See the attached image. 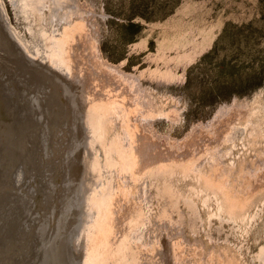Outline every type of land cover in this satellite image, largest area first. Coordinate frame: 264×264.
Listing matches in <instances>:
<instances>
[{
	"label": "rangeland",
	"instance_id": "rangeland-1",
	"mask_svg": "<svg viewBox=\"0 0 264 264\" xmlns=\"http://www.w3.org/2000/svg\"><path fill=\"white\" fill-rule=\"evenodd\" d=\"M22 1L30 0H0L2 48L14 46L15 54L27 57L37 70L33 78L44 82L57 72L49 61L58 42L59 49L66 48L60 52L63 65L69 62L82 97L99 113L92 116L94 127L89 126L93 140L86 165L91 174L74 184L81 209L63 211L60 201L59 211L52 204L51 196L59 192L60 167L55 176L49 174L51 153H36L32 146L31 157L47 170L40 164L28 170L31 161L24 150L29 157L24 158L25 167L11 166L16 183L6 178L11 168L0 174V223L8 224L4 239L22 226L16 214L5 213L4 199L30 194L38 199L32 203L38 210L35 205L29 210L42 214L50 235L58 236L59 225L58 237L71 248L64 244L69 259L80 264H264V75L258 76L261 86L243 94L211 101L209 91L214 79L226 77L220 61L245 71L264 59V0H56L58 6L43 0L28 16L21 14ZM128 23L139 27L138 32L126 29ZM226 25L240 28L227 29L236 42L246 38L239 54L229 50L233 46L227 39L213 50ZM67 76L63 80L73 83ZM204 94L207 101H201ZM52 97L62 111V98L55 93ZM54 127L57 135L50 141L62 143L55 144L62 153L63 128ZM44 138L42 144L50 142ZM87 180L99 184L86 185L85 192ZM31 213L25 212V226L15 243L10 240L12 246L0 250L10 252L0 254V264L37 261L36 256L32 260ZM52 222L57 223L53 229ZM73 229L77 245L70 242ZM47 238L43 244H52ZM76 252L79 256L72 255Z\"/></svg>",
	"mask_w": 264,
	"mask_h": 264
},
{
	"label": "bare ground",
	"instance_id": "bare-ground-1",
	"mask_svg": "<svg viewBox=\"0 0 264 264\" xmlns=\"http://www.w3.org/2000/svg\"><path fill=\"white\" fill-rule=\"evenodd\" d=\"M43 0H30L28 1V3L24 4V2H20V7H21V14H23L24 16H28V13L30 11V9H33L34 11L37 10V7L42 3ZM65 1V0H64ZM71 1V0H70ZM69 1V2H70ZM53 4L57 5L56 0H52ZM68 2V1H67ZM68 2V3H69ZM73 2V1H71ZM70 2V4H71ZM70 4L68 5L70 7ZM48 6V5H47ZM58 6V5H57ZM56 6V7H57ZM59 8V7H58ZM57 8V9H58ZM61 9V8H60ZM54 13V12H53ZM56 13V11H55ZM4 17V16H3ZM5 22V21H4ZM7 25V24H6ZM1 29V28H0ZM2 31V30H1ZM3 33V32H2ZM2 36L4 38H2ZM5 39V36L4 35H1L0 34V79L2 81V86H5L6 89L10 90L9 91V96L10 94H13V96L15 97L17 95V97L19 98V100L24 103L26 106H27V112L29 113V115H27V122L25 123L26 124V127H24L25 124L23 125H18L15 123H13V120L11 122V120H8V118L11 117V115L17 111L14 110V107L11 109V115H7L5 117V115L3 117H1V114L3 115L4 111L3 110H0L1 113H0V122H3L4 124L0 123V168L4 167L2 172H0V174L2 173V175L4 174V171L6 170H9L8 168H15L13 166H22L23 162L27 163V161L25 159H29L28 156L24 157V150H26L27 152H29V156H30V161H31V164H30V167H28L30 171H33L34 169L36 168H39L37 165L40 164L41 165V162L39 160V163L38 161H36V159L33 157H31V153L30 151L31 150H35L34 152H36L38 150V152L41 153L40 150H43L42 153L46 154L47 153H51V155L49 156H52V161L53 163L52 164H49V170H50V173L49 174H53L55 176L56 174V169L57 166L60 167V174L59 176H56L57 178L59 177V181L57 184H59L58 186V190L59 192L57 194H55L54 192V195L51 196V200H53V205H56L57 203H60V201L62 202V206H63V211H66V210H71V211H77V209L79 210V208L81 207L80 205H76V202H75V198L78 196V198L80 197L79 195L76 196V190H75V182H77L76 180H79L81 178H86V179H89L88 178V175L91 174L90 171L88 173L87 171V165H86V161H90V146H91V139H92V135H90L91 133V130L89 129V126L91 127H94L95 124H93L92 122L94 121L93 119L96 118V113H99L97 110H99V108H97L96 110L93 109L91 107V100L89 101L90 103H88V99H85V97H82L83 93L81 94L80 93V90L81 88L79 86L82 87V85H78L77 82H76V79L74 77H72V72H71V66H69V62L68 63H64L63 65V60L62 59V51L64 48H61L59 49L60 47H62V45H59L58 47V42L55 43V45L53 44V47L54 49H56L55 51V54L56 55H51L52 58H50L51 60L49 61L50 63V66H52L51 63H53V66L56 68L57 72L56 73H51L49 76L48 74V71H46L47 73L45 74H48L45 79V81L43 82L42 80L40 79H37V78H33V74H35V71H37L35 68L32 67V64L30 63L29 59L27 57H25L26 60H24V58L18 53V54H15L16 50L14 51V49L12 47L14 46H11V48L9 49H3L1 44L3 42V40ZM61 42V41H60ZM13 45V43L11 44ZM66 45V44H65ZM64 46V45H63ZM22 48V47H21ZM60 50V51H59ZM66 50V48L64 49V51ZM61 52V54H60ZM17 53V52H16ZM32 52H30L31 54ZM67 53V52H65ZM35 53H32L31 55H33ZM54 54V53H53ZM17 55V56H15ZM69 55V54H68ZM28 56H30L28 54ZM34 56V55H33ZM32 56V57H33ZM65 56V54L63 55ZM31 57V56H30ZM36 57H38L36 55ZM35 57V58H36ZM50 57V56H49ZM34 57L32 59H35ZM39 60H42V59H39ZM47 60V59H46ZM66 60V59H65ZM64 60V61H65ZM43 61V60H42ZM67 61V60H66ZM44 62V61H43ZM42 62V63H43ZM41 63V64H42ZM44 64V63H43ZM38 65V64H37ZM40 66V65H39ZM51 67V68H54V67ZM41 67V66H40ZM39 67V68H40ZM38 69V68H37ZM43 69V68H42ZM52 72V71H51ZM67 72H68V75L70 76L69 78H72L74 81L72 83V80L71 79H68L70 80V83H68L69 81H64L63 78L66 77V79L68 78L67 76ZM95 72V71H94ZM50 73V72H49ZM43 74V73H41ZM41 76H44L41 75ZM92 78V77H91ZM78 81V79H77ZM81 81V80H80ZM4 82V83H3ZM44 83V84H43ZM96 83V82H95ZM43 84V85H42ZM41 86H44L43 89L44 90H47V93L44 92L43 90V93L40 91V88ZM98 86V85H97ZM21 90V94H19L17 91ZM54 93L57 95V97H61L62 98V103H63V110L61 111V108L60 109H57L56 108V105L57 104L55 101H54V97H52L54 95ZM81 94V95H80ZM86 96V95H85ZM6 97V96H5ZM92 98V97H91ZM89 98V99H91ZM2 101V100H1ZM85 101V102H84ZM60 102V103H61ZM3 103V101H2ZM53 103V105H52ZM85 103V104H84ZM4 104V103H3ZM97 104V103H96ZM99 106V105H98ZM1 107V106H0ZM4 107V106H3ZM53 107V108H52ZM85 108H88L89 111L87 112H84L83 109ZM103 109V108H102ZM6 110V109H5ZM101 110V109H100ZM102 112V110H101ZM100 112V113H101ZM106 112V111H105ZM104 112V113H105ZM34 114L38 117L36 121H32L30 120V114ZM6 114V113H5ZM95 114V115H94ZM109 115V114H108ZM95 118H93V117ZM99 116V114L97 115ZM101 116V115H100ZM107 116V115H106ZM31 117H33V115H31ZM105 117V116H104ZM103 117V118H104ZM23 118V116H22ZM21 118V119H22ZM46 118V119H45ZM102 118V117H101ZM102 121H105V119H101ZM42 121V123H41ZM25 122V121H24ZM47 122V123H46ZM13 123V124H11ZM37 126L36 129L34 128V124ZM46 123V124H45ZM102 124V122L100 123ZM60 126L61 128H63L62 132L64 133V136L66 138V143L64 144L65 145V149L63 150L62 153L59 152V149L57 148L56 149V146L55 144L57 145L58 143V140H57V143H56V138L54 139L55 143H53L52 141H50V138L53 139L52 137L54 135H57V131L55 129L54 126ZM96 125H97V122H96ZM99 125V124H98ZM19 126H21V129L19 131ZM99 126H102L103 125H99ZM34 128V129H33ZM60 129V128H59ZM99 129V128H98ZM103 129V128H102ZM59 131V130H58ZM100 131V129H99ZM61 133V132H60ZM59 134V133H58ZM62 134V133H61ZM60 134V136H61ZM90 135V137H88ZM45 136H48V139L50 142L48 143H44L42 144V138H44ZM63 136V135H62ZM63 136V138H64ZM34 138H38L40 140L39 143H36L35 144V140ZM62 138V137H60ZM59 138V139H60ZM46 138H44L45 140ZM99 139V138H98ZM61 140V139H60ZM93 140V139H92ZM47 142V140L45 141ZM64 143V142H63ZM47 144V145H46ZM59 144V143H58ZM62 145V143H60ZM60 144L58 146H60ZM32 146L36 147L33 148ZM33 148V149H31ZM60 148V150H61ZM31 149V150H30ZM30 150V151H29ZM61 150V151H62ZM54 151V152H53ZM37 153V152H36ZM27 154V153H26ZM33 154V152H32ZM39 154V153H38ZM40 155V154H39ZM43 156V157H47V156ZM41 156V155H40ZM28 157V158H27ZM38 157V155H37ZM42 157V158H43ZM25 158V159H24ZM40 158V157H39ZM48 158V157H47ZM94 158V157H93ZM96 158V157H95ZM35 159V160H34ZM87 159V160H86ZM47 160H50L49 158ZM46 160V161H47ZM51 161V162H52ZM98 161V160H97ZM94 162V161H93ZM49 163V162H48ZM24 165V164H23ZM94 166V165H93ZM93 166H90V168H92ZM23 167V166H22ZM25 167V166H24ZM23 167V168H24ZM32 167V168H31ZM12 168L11 170L9 171L8 173V177H6L8 180L10 178H12V174L11 171H12ZM34 168V169H33ZM41 169L43 168L44 170H47V165H41L40 167ZM95 168V166L93 167ZM42 169V170H43ZM98 169V168H97ZM21 170V169H20ZM48 170V172H49ZM57 170V175H58V171ZM14 171H16L14 169ZM19 171V170H18ZM24 171H26V169H24ZM40 171V169H39ZM37 171V172H39ZM22 172V171H20ZM97 172V171H96ZM6 173V172H5ZM24 173V172H23ZM101 173V172H100ZM7 174V173H6ZM16 174V173H15ZM44 174L42 172H40V176ZM14 175V174H13ZM20 175V174H19ZM28 175V174H27ZM26 175V176H27ZM95 175V174H94ZM1 176V175H0ZM18 176V175H17ZM39 176V175H38ZM43 176V175H42ZM45 176V174H44ZM96 176V175H95ZM100 176V174H99ZM98 176V178H99ZM49 179L51 178L50 176H47ZM91 177V176H90ZM41 178V177H40ZM44 178V177H43ZM55 178V177H52V179ZM94 178V176L92 177ZM13 179V178H12ZM19 179V178H18ZM34 179V178H33ZM96 179V178H95ZM6 180V179H5ZM40 180V179H38ZM44 180V179H43ZM56 180V179H55ZM54 180V182H55ZM94 180V179H92ZM14 181V179L12 180ZM41 181V180H40ZM81 181V180H80ZM85 182V180H83ZM88 183L85 184L84 186V189H85V192L87 190V187L88 184L91 185L92 182L89 183V180H87ZM96 181V180H94ZM93 181V182H94ZM97 181H99L97 179ZM1 182H4L3 181V178L0 179V184ZM9 182V181H7ZM14 183H16L14 181ZM27 183V182H26ZM79 183V182H77ZM76 183V184H77ZM8 184V183H7ZM11 184V183H10ZM42 184V183H41ZM56 184V183H55ZM81 184V183H80ZM93 185L95 184H99L98 182H94L92 183ZM3 185V184H2ZM9 185V184H8ZM33 185V184H32ZM78 185V184H77ZM84 185V184H83ZM87 185V186H86ZM18 186V185H17ZM79 186V185H78ZM101 186V184H100ZM99 186V187H100ZM29 187V186H28ZM48 187V186H47ZM94 190L95 188L93 186H91ZM91 187H89V189H92ZM98 187V185H97ZM96 187V188H97ZM56 188V186H54V189ZM1 189V188H0ZM18 189V188H17ZM24 189V188H23ZM27 189V188H26ZM56 189V190H57ZM79 189V188H78ZM83 189V188H82ZM41 190V189H40ZM63 190H65L64 193ZM81 190V189H79ZM4 191V190H3ZM10 191V190H8ZM18 191V190H17ZM16 191V193H18ZM22 191V190H21ZM20 191V192H21ZM82 191V190H81ZM80 191V192H81ZM96 191V190H95ZM13 192V191H12ZM76 192V193H75ZM79 192V193H80ZM98 192V191H97ZM7 193V192H6ZM11 193V192H10ZM24 193V192H23ZM90 193H95L94 191L93 192H90ZM2 194V193H1ZM5 194V193H4ZM4 194H2L4 196ZM81 194V193H80ZM87 194V193H86ZM85 194V195H86ZM99 194V193H98ZM6 195V194H5ZM8 195V193H7ZM14 195V193H13ZM18 195V194H17ZM30 195V194H29ZM59 195V196H58ZM61 196V197H60ZM82 196V194H81ZM87 196V195H86ZM19 197V196H18ZM22 197V196H21ZM56 197H59L58 199H56ZM76 198V200L78 199ZM85 198V197H84ZM49 199V198H48ZM87 199V198H86ZM57 200V201H56ZM88 200V199H87ZM78 201V200H77ZM81 201V200H80ZM86 201V200H84ZM55 202V203H54ZM79 202V201H78ZM96 202V201H95ZM98 202V201H97ZM101 202V201H100ZM99 202V203H100ZM85 203V202H83ZM82 203V205H83ZM91 203V202H90ZM86 204V203H85ZM101 204V203H100ZM98 204V205H100ZM61 205V204H60ZM87 205V204H86ZM92 205V204H91ZM90 205V206H91ZM5 206V205H3ZM57 206L59 205H56V208ZM85 206V205H84ZM36 207V206H35ZM39 207V206H38ZM86 207V206H85ZM5 208V207H4ZM33 208V207H32ZM55 208V206H54ZM60 207L57 208V210H59ZM83 208V207H82ZM81 209V208H80ZM84 209V208H83ZM35 210V209H34ZM38 210V208H37ZM89 210V209H88ZM50 211V209H49ZM60 211V210H59ZM30 212V210H29ZM35 212L37 213V211L35 210ZM45 212V211H44ZM88 214L91 213L90 211H87ZM28 213V212H27ZM34 213V212H33ZM62 213V212H60ZM72 213V212H71ZM32 214V213H31ZM76 214V213H74ZM34 215V214H33ZM42 215V214H40ZM61 215V214H60ZM71 215V214H70ZM81 215V214H80ZM92 215V213H91ZM37 216V215H36ZM49 216V214H48ZM59 216V215H58ZM62 216H64V212L62 214ZM67 216V215H66ZM72 216H75L76 219L80 218L76 215H73ZM86 218H91L92 216L88 217L86 214L83 216ZM52 217V216H51ZM69 217V216H68ZM82 217V218H83ZM17 218V217H16ZM67 219V218H66ZM85 219V218H84ZM83 219V220H84ZM88 219V220H89ZM5 220H6V217H5ZM17 220V219H16ZM28 220V219H27ZM70 219H68L69 221ZM75 220V219H74ZM81 220V218H80ZM82 220V221H83ZM86 220V219H85ZM86 220V221H88ZM32 221V220H31ZM60 220H58V222H60ZM73 221V220H71ZM79 221V220H78ZM48 223V222H47ZM62 223H63V220H62ZM80 223V222H78ZM85 223V222H84ZM89 223V221H88ZM87 223V224H88ZM16 224V223H15ZM46 224V223H45ZM51 224H55L54 222H52ZM50 224V225H51ZM69 224V223H67ZM66 224V226H67ZM75 224V223H73ZM83 224V223H82ZM87 224H83V225H87ZM71 225V224H70ZM77 225V224H75ZM73 225V227L75 226ZM11 226V225H10ZM54 226H57V223L56 225ZM52 225L51 229H53L54 227ZM61 226H63L61 224ZM79 227V225H77ZM11 228V227H10ZM14 228V227H13ZM28 228V227H27ZM32 228V227H31ZM57 228V227H56ZM55 228V230H56ZM59 225H58V230L60 232L61 229H59ZM69 228V227H68ZM80 228V227H79ZM29 229V228H28ZM67 229V228H65ZM84 229V228H82ZM82 229L80 228V230L82 231ZM91 229V228H90ZM5 231H2L3 235L5 236V233L6 232V229L4 228ZM54 230V231H55ZM58 230H56L55 232H57L58 236H59V233H58ZM86 230V229H85ZM28 231V230H27ZM26 231V232H27ZM44 231V236L45 238H47V234L49 236H51L53 238V242L52 245L53 248H54V251H56V254L53 253L54 255H56L54 258V262L52 264H80L78 263L76 260H69L68 259V256H67V248L65 247L67 245V241L65 242L66 245L64 246V240L65 238H59L56 233L54 234L53 236V233L52 235L49 234L48 231V228L47 230H42ZM46 231V232H45ZM75 230L73 229V232ZM15 232V230H14ZM68 232V230H67ZM72 232V233H73ZM47 233V234H46ZM66 233V232H65ZM75 234H72V240L70 242H73L72 244L73 245H77V243L74 244V242L76 241L75 237L77 236L76 233L77 232V229H76V232H74ZM82 233V232H80ZM13 234V233H12ZM11 234V235H12ZM61 234H64V233H61ZM91 234V233H90ZM28 236V235H27ZM48 236V237H49ZM0 238H3L0 237ZM28 238H31L28 237ZM78 238H81L79 237V234H78ZM10 239V238H9ZM68 241H69V237L66 238ZM75 239V240H74ZM46 240V239H45ZM48 240V238H47ZM80 240V239H79ZM23 241V240H22ZM30 241V239H29ZM21 242V241H20ZM31 242V241H30ZM78 242V241H76ZM80 242V241H79ZM11 243V241H10ZM14 244V242H13ZM25 244V242H24ZM22 244V245H24ZM45 245V244H44ZM47 245V244H46ZM49 245V244H48ZM49 245V246H50ZM18 246V245H17ZM31 246V245H30ZM68 247V245H67ZM72 247V246H71ZM75 248H77L76 246H74ZM24 248V247H23ZM32 248V247H31ZM69 248V247H68ZM7 249V247H6ZM21 249V248H20ZM26 250H28L27 248H25ZM67 249V250H66ZM71 249V248H69ZM52 250V249H51ZM73 250V249H72ZM77 250V249H75ZM79 251V250H78ZM6 252V251H5ZM69 252V251H68ZM73 252V251H72ZM71 252V253H72ZM10 254V252H8ZM8 253L6 254H1V255H7ZM18 253V252H17ZM23 253H26L23 252ZM70 253V254H71ZM77 253V252H76ZM80 253V252H79ZM19 254V253H18ZM69 254V253H68ZM78 254V253H77ZM72 254V255H76V256H79V254ZM83 254V253H82ZM24 255V254H23ZM22 255V257H24ZM71 255V256H72ZM19 257L20 254H19ZM82 256H80L81 258ZM86 257V256H85ZM47 258V257H46ZM79 258V257H78ZM76 258V259H78ZM45 259V257H44ZM51 259V258H50ZM3 260V259H2ZM5 261L7 259H4ZM21 260V259H20ZM36 260V259H35ZM84 261V260H83ZM1 262V261H0ZM4 262V261H3ZM2 262V263H3ZM9 262V261H8ZM13 262V261H12ZM18 262H19V258H18ZM39 262L38 261H35V264H38ZM9 264V263H8ZM19 264H21L19 262ZM262 264H263V261H262Z\"/></svg>",
	"mask_w": 264,
	"mask_h": 264
},
{
	"label": "water",
	"instance_id": "water-1",
	"mask_svg": "<svg viewBox=\"0 0 264 264\" xmlns=\"http://www.w3.org/2000/svg\"><path fill=\"white\" fill-rule=\"evenodd\" d=\"M9 91L10 90L9 89L7 90L5 86H2V81L0 79V106H1L0 110L4 111L3 115L1 114V117H3L4 115H5V117L7 115H11V109L14 107V110L17 112L13 113L11 115V117L8 118V120H11V122L13 120V123L16 122V124H18V125H23L28 120L27 115H29V113L27 112V106L19 100L17 95L14 97L13 94H10V96H9V94H8ZM40 91L42 92V88H40ZM17 92L19 94H21L20 88ZM44 92L47 93V90H44ZM1 100L3 101L4 104L2 103ZM0 113H1V111H0ZM31 115H33V117H31ZM22 116H23V118H22ZM37 118L38 117L35 115V113L30 114V120L36 121ZM0 123L4 124L3 122H0ZM13 123H11V124H13ZM4 125H6V124H4ZM24 127H26V126L24 125ZM20 129H21V126H19V131H20ZM20 197L16 198L15 195L9 194V196L4 199L5 203H6V208H3V209H5V213L8 214L7 213V211H8L9 214L12 216H14V214H16L17 218H15V219L20 221V222H18L19 225H22V226H16L15 227V232L11 235L10 239L8 238L9 235H7V239H4V235H3L2 231H5L4 228H8V224L5 222L0 223V237L3 236V238H0V250L4 251V252L6 250V247L9 248L10 244L12 246V241L15 243L14 239L20 234L19 233L20 228L25 226L24 225L25 223H23L25 217L27 216V215L25 216V212H29L31 205H32V207L34 205L37 207V204H34V205L32 204V203H36V201H38L37 198L32 200L31 199L32 196H30V195L25 196V198H20ZM10 205H12V206L10 207ZM36 207H35V210L37 211ZM32 211L34 212V210L32 209L29 213H31ZM40 214L41 213L38 212V214H36L37 215L36 216L35 212H34V215H32L33 218H35V219H33V222L31 223L32 224V226H31L32 227V238L34 237L33 241L31 242V243H34L33 248H32V251L34 252V253L32 252V254H33L32 260L34 261L35 256H36V260L39 262L38 264H51L52 262H54V260L52 259L53 254L51 255V249L53 246H48V245L46 246V241H45V245L43 244L44 240H45V236H44V233L42 231V228L44 229L45 223H44L43 218H41ZM0 219H1V217H0ZM54 225L55 224H53V226ZM7 231H8V229H7ZM19 237H22V236L20 235ZM10 240H12L11 243H10ZM48 241H49V243H54L53 239H48ZM8 243H10V244H8ZM37 245H38L39 249L37 248ZM28 251L31 254V250H28ZM45 256H47V258ZM44 257H45V259H44ZM68 259H69V257H68ZM20 263H22V262H20Z\"/></svg>",
	"mask_w": 264,
	"mask_h": 264
},
{
	"label": "trees",
	"instance_id": "trees-1",
	"mask_svg": "<svg viewBox=\"0 0 264 264\" xmlns=\"http://www.w3.org/2000/svg\"><path fill=\"white\" fill-rule=\"evenodd\" d=\"M125 28L126 29L133 28L136 29L138 32L139 27L128 23L125 26ZM228 28L236 30L237 27L234 26L230 27L229 25H226L222 29V32L216 44L213 46V50L218 51L217 47L219 41L221 39H227L226 42L233 46V47L230 46L231 48H229V50L239 54L241 51H244L246 47V46H241L242 43L246 40V38H244L245 40L243 39L240 42H236L235 35L233 33H228L227 31ZM237 29L239 30L240 28ZM230 35H232V37H230ZM233 42H235L236 45L232 44ZM211 53H213V51ZM205 57L206 56H204L202 59H204ZM219 66H223L226 69V71L223 72L226 73V75H224L226 77L216 78L211 82L209 89V91L213 93L210 99L211 101L216 99L218 100L223 99L227 96L234 94L235 95L243 94L263 84L262 79L258 78V76L264 75V59L260 60L259 64H257L255 67H249L245 71L236 70L235 67L226 64V62L224 61H220ZM208 96L209 95L204 94V96L201 97V101H207Z\"/></svg>",
	"mask_w": 264,
	"mask_h": 264
}]
</instances>
